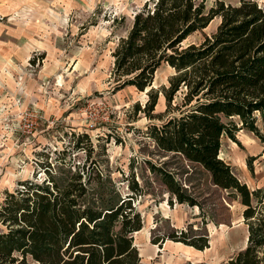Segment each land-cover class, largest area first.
I'll use <instances>...</instances> for the list:
<instances>
[{"label": "rangeland", "instance_id": "obj_1", "mask_svg": "<svg viewBox=\"0 0 264 264\" xmlns=\"http://www.w3.org/2000/svg\"><path fill=\"white\" fill-rule=\"evenodd\" d=\"M146 1L0 0V203L20 182L47 179L43 164L57 174L66 165L97 166L122 196H136L144 226L134 239L144 264H225L248 242L240 201L200 166L160 152L146 135L151 121L133 113L136 104L144 108L147 91L118 89L112 76L113 52ZM200 1L210 9L241 0ZM220 23L215 18L185 44L203 42ZM174 74L162 66L153 87H168ZM165 109L161 95L155 113ZM257 125L259 135L242 129L236 141L225 138L220 157L251 191L264 194V124ZM148 162L174 174L198 206L180 204ZM175 232L207 236L210 248L152 243Z\"/></svg>", "mask_w": 264, "mask_h": 264}, {"label": "trees", "instance_id": "obj_2", "mask_svg": "<svg viewBox=\"0 0 264 264\" xmlns=\"http://www.w3.org/2000/svg\"><path fill=\"white\" fill-rule=\"evenodd\" d=\"M215 18L221 23L214 35L185 44ZM113 57L118 89L149 90L144 108L136 104L133 113L151 121L146 135L158 150L200 166L243 206L247 246L225 264H264V194L251 191L220 157L225 138L236 141L242 129L259 135L257 124H264V7L254 0L219 1L210 9L200 0H148ZM164 65L175 74L168 87L155 89ZM161 95L166 109L156 114ZM148 163L180 204L198 206L174 174ZM43 165L47 179L20 182L0 203V264H144L134 239L144 226L136 196H122L97 166L66 165L57 174ZM132 190L141 191L137 182ZM167 239L210 248L207 236L189 232L152 243Z\"/></svg>", "mask_w": 264, "mask_h": 264}, {"label": "water", "instance_id": "obj_3", "mask_svg": "<svg viewBox=\"0 0 264 264\" xmlns=\"http://www.w3.org/2000/svg\"><path fill=\"white\" fill-rule=\"evenodd\" d=\"M148 1V0H147ZM149 90H147V92H148Z\"/></svg>", "mask_w": 264, "mask_h": 264}]
</instances>
